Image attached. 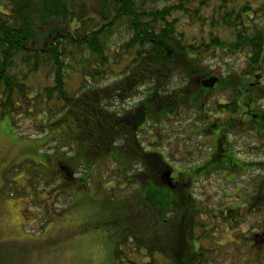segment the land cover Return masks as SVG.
Returning a JSON list of instances; mask_svg holds the SVG:
<instances>
[{
  "label": "trees",
  "instance_id": "1",
  "mask_svg": "<svg viewBox=\"0 0 264 264\" xmlns=\"http://www.w3.org/2000/svg\"><path fill=\"white\" fill-rule=\"evenodd\" d=\"M98 1L97 15L81 18L67 0H0V120L9 116L17 129L29 120L43 134L62 124L63 132L76 138L73 157L56 147L60 176L66 180L71 167L82 166L77 188L117 209L103 225L112 237L111 264H221L219 248L229 244L233 247L228 253H240L239 260L251 250L259 257L252 256V261L264 260V180L254 177L255 189L236 195L245 199L239 204L238 199L233 205L214 204L208 193L193 195L192 177L224 178L237 168L231 162L221 165V155L215 152L208 156L215 145L200 143L203 161L198 162L192 147L181 159L145 137L151 135L146 130L150 123L151 132L164 124L158 139L178 132L177 126L166 129L165 123L192 110L196 119L179 132L202 138L223 125L217 145L234 136L236 141L229 142L237 159L249 167L246 172L253 167L236 150L245 136L249 151L264 152V136L256 124L264 105H257L258 111L245 121L242 114H249V100L241 106L239 100L264 68V0ZM221 53L243 56L242 66L231 68L232 75L225 78L208 65ZM214 77L216 87L229 94L224 102L207 97L215 87L207 89L202 83ZM195 93L200 101L192 97ZM259 94L258 101H264V93ZM134 97L139 102L125 108ZM112 101L119 107H112ZM250 133L261 146L247 144ZM173 162L188 171L189 178L173 179ZM93 172L91 191L87 184ZM167 173L171 187L163 181ZM236 180L224 179L234 185ZM153 186L161 194H172L152 201L148 190ZM116 189L125 194L118 200ZM239 192L237 187L235 194ZM245 225L251 233H242L239 242L215 241ZM236 259L221 262L240 264Z\"/></svg>",
  "mask_w": 264,
  "mask_h": 264
},
{
  "label": "rangeland",
  "instance_id": "2",
  "mask_svg": "<svg viewBox=\"0 0 264 264\" xmlns=\"http://www.w3.org/2000/svg\"><path fill=\"white\" fill-rule=\"evenodd\" d=\"M4 1L8 2V0ZM33 1L43 2L44 0ZM67 1L70 2L74 11L77 10L81 18L85 16L95 17L98 13V0ZM2 10L7 12L5 8H2ZM221 36L225 37L226 33H221ZM242 58L243 56L239 54L226 55L221 53L218 60L210 59L208 65L213 68L216 67L221 77L225 78L232 75L228 72L231 68L236 67L237 70L242 66ZM253 80L259 82L257 84L258 87L264 88V68L257 73V78ZM112 81L110 80L109 83ZM252 93H243L239 100V105L241 106L247 99L249 100ZM260 93L263 95L264 89ZM195 94L192 97L200 101L201 95L199 93ZM207 97L212 98V101L219 100L224 102L229 99V94L225 95V89L215 86L213 92L208 93ZM258 97L259 94L256 95V98ZM138 102V97L129 99L125 104V108L130 109ZM111 103V106L116 108L120 105L118 101H112ZM257 105H264V101H258ZM191 108L189 107V109ZM249 108L251 109L247 108L245 111L247 113L249 111L251 114L249 113L245 117L242 114V118L245 121H250L257 110L253 106H249ZM259 112V118L262 115L264 116V108L263 110L260 109ZM199 113L203 114L202 110ZM224 115L226 119L229 117L228 114ZM213 117L215 118L217 115L213 114ZM195 119L196 116L193 111L185 109L181 112V118L165 123L166 129L177 126L175 130H178V132L166 133V136L162 134L163 137L158 139V133L164 130V124L161 123L157 128H152L154 132H151L150 123L146 126V130L151 135L147 134L145 137L152 143H157L158 141V143H161L163 151L166 153L174 152L181 159L185 158L183 153L189 147H192L189 150H192V156L195 159L197 158L198 162L203 161L197 150L198 145L200 143L206 146L215 145L209 151L208 156L221 155L219 161L221 165H228L231 162L237 168L232 172H228L231 175L226 173L227 175L224 178L220 174H214L208 180L204 178L198 180L196 176H193L192 180L194 182L192 181V183L196 187L193 195L199 197L200 192L203 191L213 196L212 202L214 204L233 205L236 199H238L236 204H239L245 199H239L236 195L244 196L247 190L253 191L255 189L252 181L254 177H256L255 179L258 182L264 180L262 178L264 177V166H262L264 164V152L249 151L245 136L242 137L236 151L240 153L243 159L253 163V167L246 172L249 167L243 166L242 162L237 159L229 142L236 141L234 136L233 138L231 137V140H225L222 144L217 145L216 139H220L221 131L224 129L222 128L223 125H220L215 132L202 138L199 134L190 135L187 133L185 135V133L179 132L182 128L185 130V126H188V123ZM21 123L19 125L21 128L17 129L18 125L16 127L13 126L9 116L0 120V264H111L113 252L112 237L103 225L115 216L113 211L117 209L103 206L98 199L93 198L91 194L89 196L87 190L84 191L77 188L81 186L77 182L79 178H82V166L78 168L71 167V176H68L66 180L60 176V173L63 172L59 169L61 166L56 152L59 153L61 151L67 154L68 157H73L72 155H75L76 151H70L76 147V138L65 134L61 128L62 124L55 126L52 132L43 134L33 128V122L31 121L23 120ZM38 123L40 124L41 120H38ZM256 124L261 134L264 135V124L259 121H256ZM191 127L193 125L189 129ZM58 132L60 134L57 135ZM60 136H63L65 141H60ZM246 138L250 147L261 146V142L256 140L252 133ZM72 142H75L74 146L71 145ZM143 142L146 145L148 144L147 141ZM44 144H46L44 147H40ZM62 144L64 146L61 148L60 145ZM56 147L61 150H56ZM63 164L67 167L69 163L64 161ZM176 165V163L169 164L173 179L177 178V176L178 178H189L188 171L185 172L181 170L182 168L176 167ZM180 173L182 174L179 176L178 174ZM201 173L204 174L203 172ZM95 175L93 172L91 181L88 184L86 183L91 191L92 189L94 190V183L92 182ZM235 176L237 177L235 185L224 181V179H231ZM247 182L248 184L246 185ZM114 185V183H110L108 187L114 189ZM237 187H239L240 192L235 194ZM149 191L152 195V201L165 200L172 194L170 192L161 194L160 189H156L155 186L149 188ZM123 194L116 189L117 197L115 200H118ZM145 196L147 197V193ZM101 197L104 196L102 195ZM207 221L211 222L210 219ZM242 233H251L248 225L243 226L236 232L227 233L222 238L220 235L215 241L222 239V245L226 242H239ZM210 244L211 246L214 245L213 243ZM193 246L198 248V242L193 243ZM231 247H233V244L219 248L221 255H219L218 260H220L221 264H224L221 260L228 261L231 258L234 260L237 258L236 260L240 264H264L263 259L259 263L251 260L252 256L259 258L257 253L252 250L250 253H243L241 260H239L240 253H228ZM250 254L251 256H249Z\"/></svg>",
  "mask_w": 264,
  "mask_h": 264
},
{
  "label": "flooded vegetation",
  "instance_id": "3",
  "mask_svg": "<svg viewBox=\"0 0 264 264\" xmlns=\"http://www.w3.org/2000/svg\"><path fill=\"white\" fill-rule=\"evenodd\" d=\"M257 84H259V82H256V83H252L251 84V88H252V90H250V88L248 89V94H250V93H252V92H254V91H256L255 93H252L251 95H250V98H249V101H248V103H247V108L248 109H251V108H249V106L250 107H252L253 106V108H255L256 109V106H257V101H258V99L256 98V95L257 94H259L260 93V91H262L264 88L263 87H258V85ZM260 90V91H259ZM260 95V94H259ZM249 112V111H248ZM250 113V112H249ZM251 114V113H250ZM257 121H259L260 123H262V124H264V119L263 118H258V120ZM259 129V128H258ZM260 130V129H259ZM264 136V135H263ZM226 243H231V242H226ZM223 245H225V244H223Z\"/></svg>",
  "mask_w": 264,
  "mask_h": 264
},
{
  "label": "water",
  "instance_id": "4",
  "mask_svg": "<svg viewBox=\"0 0 264 264\" xmlns=\"http://www.w3.org/2000/svg\"><path fill=\"white\" fill-rule=\"evenodd\" d=\"M217 82H218V79L214 77V78H210V79L203 81L202 84L207 89H213ZM163 181L165 182V184H167L168 186L171 187L173 185V183L171 181V173H167L163 177Z\"/></svg>",
  "mask_w": 264,
  "mask_h": 264
}]
</instances>
